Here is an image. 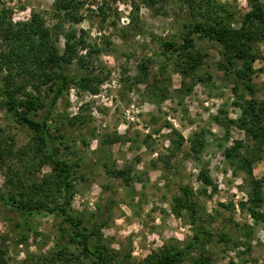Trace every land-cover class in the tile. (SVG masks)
<instances>
[{"label": "rangeland", "instance_id": "obj_1", "mask_svg": "<svg viewBox=\"0 0 264 264\" xmlns=\"http://www.w3.org/2000/svg\"><path fill=\"white\" fill-rule=\"evenodd\" d=\"M78 1L82 18L76 23L58 14L56 0H0V13L6 11L14 23L28 21L33 12L45 17L62 47L75 32L80 54L87 55L86 66L75 62L68 69L78 78L92 79V88L71 85L50 122L61 153L78 162L74 214L87 219L98 215L106 222L103 240L120 253L119 264H145L154 250L192 234L186 210L175 212V198L187 186L205 226L226 234L207 245L213 263L264 264V200L263 218L255 219L242 205L252 179L262 181L264 195V141L238 125L244 102L264 103V39L255 45L249 74L237 80L220 69L223 48L215 41L199 39L192 60L174 56L165 62L160 53L165 41L188 29L192 15L204 19L212 8L206 0H195L193 9L187 0ZM217 1L235 15L234 27L246 13L264 10V0ZM184 67L187 74L181 71ZM47 109L36 117L44 118ZM0 125L16 151L0 165V192L8 195L13 187L8 176L25 173L29 182L41 180L52 166L33 163L36 141L28 126L4 110ZM181 137L179 147L174 139ZM195 138L205 142L199 153L191 150ZM237 143L227 156L226 150ZM252 155L251 166L241 162ZM119 169L126 175L117 176ZM202 171L210 175L215 190L204 185ZM20 216L0 203V245L8 246L10 264H42L67 224L53 213L33 215L27 240L17 243ZM195 255L183 264H193Z\"/></svg>", "mask_w": 264, "mask_h": 264}, {"label": "trees", "instance_id": "obj_2", "mask_svg": "<svg viewBox=\"0 0 264 264\" xmlns=\"http://www.w3.org/2000/svg\"><path fill=\"white\" fill-rule=\"evenodd\" d=\"M193 9L195 0H187ZM211 10L199 19L192 15L188 28L176 40L165 41L160 51L165 62L174 56L189 57L199 39L211 40L219 43L223 48L221 53L220 69L226 75H234L237 80L247 77L252 62L256 60L255 45L264 39V10L254 9L246 13L240 20V26L234 27L232 21L235 15L217 0H206ZM257 3L258 0H252ZM78 0H56L55 9L58 14L78 23ZM211 4V5H210ZM216 12L215 16L211 13ZM234 17V18H233ZM57 33L49 27L45 17L33 12L25 22L14 23L6 11L0 13V111L12 117L16 122L28 126L34 132L35 150L33 163L38 166L50 164L51 173L41 180L33 179L29 182L25 173H14L7 180L13 187L8 195L0 192L2 206L18 212L21 222L18 224L15 241L21 243L27 240L30 217L41 213H53L61 216V238L54 247L42 258V264H119V252L111 249L105 242L101 229L106 224L100 216L93 215L88 219L85 215H76L73 212L72 200L76 192L78 178L77 161H70L67 155L61 153L57 145V136L50 122L52 114L59 100L69 91L71 85L78 84L83 89L92 88V79L78 78L76 72L69 71L68 66L78 62L86 66V56L80 54L81 39L77 40L76 33L67 35L64 46L57 41ZM241 66H239V64ZM164 63L161 64V69ZM188 67H184L183 74H187ZM50 97L47 103L46 99ZM48 106L46 115L42 119L36 117L39 110ZM79 119L80 117H75ZM264 103L255 106L251 100L242 104V115L238 125L245 128L257 141H264ZM71 123L74 124V120ZM13 142V140H12ZM9 142L0 125V165L3 167L16 154L14 143ZM179 147L183 145V137L179 141L174 139ZM261 145L260 143H258ZM205 142L195 138L191 143V150L199 153ZM239 143L226 150L229 156L231 151L237 150ZM21 152V151H20ZM256 158V157H255ZM241 161L251 166L254 157L244 156ZM126 170H117V176H125ZM128 178V177H127ZM205 186H212L213 180L206 171L200 173ZM252 189L248 200L243 202L244 208L258 219L263 218L260 206L264 200L262 181L252 179ZM175 212L181 215L186 210L192 234L183 242H167L159 249L154 250L144 261L145 264H183L192 255L193 264H214L213 257L208 253L207 245L215 238L224 240L226 234L212 231L203 223L198 211L194 192L187 186H181V194L176 198ZM8 246L0 245V264H10ZM75 249L80 250L75 253ZM83 256V257H82ZM83 258V259H81Z\"/></svg>", "mask_w": 264, "mask_h": 264}]
</instances>
